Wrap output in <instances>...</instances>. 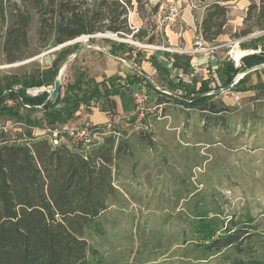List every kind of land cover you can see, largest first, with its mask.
I'll use <instances>...</instances> for the list:
<instances>
[{"label": "rangeland", "instance_id": "1", "mask_svg": "<svg viewBox=\"0 0 264 264\" xmlns=\"http://www.w3.org/2000/svg\"><path fill=\"white\" fill-rule=\"evenodd\" d=\"M173 3L182 10L184 3L180 0H161L160 8ZM236 3L230 2L225 34L218 39V44L223 45L216 53L218 68L226 64L238 66L243 56L264 48V31L236 35L243 29L246 15L245 10L236 8ZM196 4L199 7L194 9L195 22L204 15V6L200 2ZM162 17L159 11L146 19L140 17V29L156 35L153 44L104 33L82 36L62 47L41 48L37 37L38 16L34 15L28 48L24 57L15 62L8 61L3 50L7 25L0 21V86L14 75L38 77L56 61L61 68L67 63L61 72L59 98L90 97L94 82L106 79L119 66L124 70H129V65L152 68L153 60L163 61L165 56L160 52L166 51L151 45L168 47L165 29L176 30L180 21L178 18L171 25ZM258 36L263 37L254 41ZM115 43L125 44L120 51L119 66L108 53ZM64 49L68 52L60 56ZM238 51L244 52L239 60L236 59ZM212 67V64H201L198 72L190 70L185 75L187 83L198 89L203 78H210L212 88L222 85L219 71L216 72L219 82H216ZM130 76L131 82L134 75ZM151 80L161 90L177 89L169 83L164 71H157ZM54 85L51 82L29 88L27 92L35 96L47 91L50 95ZM162 95H157V102H146V109H152L146 113L150 114L153 125L140 135L133 132V126L118 123L114 117L104 125L90 120L94 108L111 109V116H115V108L111 107L115 95L106 99L93 97L92 109L82 103L75 119L62 125H79L89 119L105 133L100 141L106 134H112L120 142L128 141L130 146V153L118 155L114 164L119 189L113 204L100 217L105 232L102 235L88 232L89 242L99 250L98 264H206L199 263L206 261L198 260L202 256L197 251L186 252L182 241L184 234L190 236L192 221L201 213L209 216L217 213L227 224L229 220L243 222L248 216L253 217L257 232L253 246L264 254V68L247 73L229 91L214 94L210 102L216 109H225L221 113L187 108L171 95ZM181 96L190 99L194 94L183 89ZM158 102L169 103L161 113H167L169 118L160 121L157 118L161 115L153 116L157 112L154 103ZM6 103L30 120L31 125L3 115L0 134L10 142H24L29 134L41 136L39 133L47 125L42 110L29 111L17 100L8 99ZM208 260L209 264H217L215 257Z\"/></svg>", "mask_w": 264, "mask_h": 264}, {"label": "trees", "instance_id": "2", "mask_svg": "<svg viewBox=\"0 0 264 264\" xmlns=\"http://www.w3.org/2000/svg\"><path fill=\"white\" fill-rule=\"evenodd\" d=\"M193 1L205 7L201 35L206 42L218 43L219 37L225 34L230 2L240 0ZM248 1L244 27L236 34L238 37L264 31V0ZM160 6L161 0H0V21L7 25L3 50L10 62L24 57L34 15L38 16L37 37L41 48L104 33L153 44L156 35L142 29L134 32L129 16L137 10L146 19L156 15ZM123 47L124 43H115L109 51L113 56L122 57ZM66 52L64 49L60 56ZM173 58L176 67L190 69V56L173 54ZM154 64L159 70L167 71L159 61ZM260 64H264V48L243 56L239 66L219 67L223 81L220 86L210 87L209 80H204L198 89L182 80L170 82L175 88L194 94L190 99L171 97L187 108L221 113L225 109H216L211 104L214 94L210 92L227 87L239 73ZM60 68L55 61L38 77L12 76L0 86V116L31 125L30 120L6 103L8 99L17 100L29 111L42 110L44 122L50 127H60L75 119L82 103L92 109L93 97L106 99L116 95L122 86V76H111L94 82L90 97H58L56 102L48 103L47 91L35 96L27 92L29 88L55 82ZM111 107L116 108L115 101ZM121 153H130L129 143L118 141L112 134H106L88 151L67 144L54 146L42 136L29 134L24 142H10L0 134V264H98L99 250L89 242L88 232L97 235L105 232L100 217L118 193L114 164ZM254 221L248 216L243 222L229 220L227 224L217 213L196 215L192 233L184 234V250L197 251L202 256L198 260L206 261L199 263L209 264L208 259L215 257L217 264H264V254L253 246L257 242ZM96 257L98 260H94Z\"/></svg>", "mask_w": 264, "mask_h": 264}, {"label": "crops", "instance_id": "3", "mask_svg": "<svg viewBox=\"0 0 264 264\" xmlns=\"http://www.w3.org/2000/svg\"><path fill=\"white\" fill-rule=\"evenodd\" d=\"M184 3V6L182 7V10L179 13V21L178 27L176 30L172 29L171 27H168L165 29L166 33V41L167 46L171 48L172 50L166 51V52H160V54H163L165 57H163V61H159L161 65H164L167 71H164L166 73V77L168 78L169 83L175 82L179 83L180 80H182L184 83L188 84L185 78V75L188 74L190 70H193V72H198L201 66V64H212L214 67H212L213 71V77L216 82H219L217 73L218 72V62L217 59L215 61H207L206 59L200 57V56H194L187 51L191 50L193 48L194 40L195 38L201 34V23L203 21V18L205 16V7L203 9L204 15L200 20H196L195 22V16H194V9L198 8L199 6L193 1V0H180ZM250 2L248 0H240L235 5L236 8H240L242 10L247 11V8L249 6ZM130 22L131 25L137 28H140V24L142 23V19L139 16V13L137 10H134L130 13ZM161 50V49H158ZM184 50V51H182ZM164 51V50H163ZM173 54L178 55H187L191 57L190 60V69L188 71H184L182 68L176 67L174 63ZM113 61L117 66H119L118 61L120 60L119 57L113 56ZM161 56V55H160ZM241 58V57H240ZM153 60L152 62V68H136L135 66L129 65L127 66L129 70H124L121 66L117 68V71H114L112 73L107 74V78L111 76H122L123 80L121 81V88L119 89L118 93L115 95V116H111L109 111L100 110L97 108L93 109V112L90 113V120L93 121L95 124H106L109 121H112V118L116 119L117 116H127L128 118H131V126H133L136 135H140L142 133L141 131L148 130L153 124L151 121V116L149 113H146L145 116L141 122L138 121V97H141L144 99V105L146 106V102L148 101H154L157 102L158 97H161L162 94L169 95L163 92L160 87L153 86V81L151 80V76L155 74L159 69L154 64ZM241 64V63H240ZM239 66V65H238ZM161 72V70H160ZM130 74H133L131 82L129 81V78L131 77ZM106 78V79H107ZM210 78H203L202 82L204 80H209ZM104 79L98 81L101 82ZM210 81V80H209ZM201 82V84H202ZM211 82V81H210ZM201 86V85H200ZM199 86V87H200ZM210 87H212V84L210 83ZM177 89L174 90V92H171V96H181L183 95V89L181 87H176ZM165 91V90H164ZM161 92V93H160ZM170 92V91H167ZM138 95V96H137ZM169 103L166 102H158L157 104L154 103V108L157 109V112L153 114V116H159L157 119L162 121L163 119H167L170 117V115H167L165 113L162 115L163 107L166 106ZM151 105V104H150ZM149 105V106H150ZM94 107V106H93ZM153 108V107H152ZM147 111H152V109H146ZM124 125V123L119 122ZM178 128V127H177ZM140 130V132H138ZM119 189V187L117 186Z\"/></svg>", "mask_w": 264, "mask_h": 264}, {"label": "built area", "instance_id": "4", "mask_svg": "<svg viewBox=\"0 0 264 264\" xmlns=\"http://www.w3.org/2000/svg\"><path fill=\"white\" fill-rule=\"evenodd\" d=\"M180 13V7L176 3L170 4L168 6H162L159 10V15L163 17L161 18L163 21L168 22L171 25H174L178 21ZM130 21V18H129ZM131 24V22H130ZM134 32H138L140 28L134 27L131 25ZM116 35V34H115ZM155 49H161L164 51L172 50L169 47L165 46H153ZM223 45L218 43H209L206 42L203 36L200 34L198 35L193 44V48L188 53L194 56H200L207 61H215L217 59L216 53ZM184 51V50H182ZM237 59V58H236ZM240 59V58H239ZM238 59V60H239ZM37 92V91H36ZM164 93L172 95L171 92L164 91ZM138 96V95H137ZM239 99L238 96H236ZM137 109H138V121L141 122L142 119L146 115V107L144 105V99L138 97L137 101ZM116 121L124 123L126 126H131V118L127 116H117ZM111 124H109L110 126ZM101 132L93 123L86 119L79 125H64L61 127H48L47 125L44 126L42 132L39 133L42 137L48 139L54 146L60 144H67L71 148H75L80 151H88L91 147L97 146L101 141V136L105 133Z\"/></svg>", "mask_w": 264, "mask_h": 264}, {"label": "water", "instance_id": "5", "mask_svg": "<svg viewBox=\"0 0 264 264\" xmlns=\"http://www.w3.org/2000/svg\"><path fill=\"white\" fill-rule=\"evenodd\" d=\"M88 36L91 37V36H93V35H88ZM68 43H69V42H68ZM68 43H66V44H64V45H67ZM64 45H61V46H59V47H62V46H64ZM108 53H110V52L108 51ZM110 54H111V53H110ZM66 64H67V63H65V64L62 66V68H61V70H60V73H59V75L57 76V78H56V80H55V85H54L55 87H54L53 91L50 93L48 99L46 100V103H48V102H56V101H57V99H58V97H59V94H60V91H61V85H62V81H61V72H62V70L65 68ZM259 68H264V64H260V65L254 66V67H252V68H250V69H248V70H246V71H244V72H242V73H239V74L234 78V80H233V81H232L227 87L220 88V90L215 91L214 94H218V93H220V92H222V91H229V90H230L232 87H234V86L240 81V79L243 78L247 73H249V72H251V71H254V70H257V69H259ZM212 93H213V92H212Z\"/></svg>", "mask_w": 264, "mask_h": 264}, {"label": "bare ground", "instance_id": "6", "mask_svg": "<svg viewBox=\"0 0 264 264\" xmlns=\"http://www.w3.org/2000/svg\"><path fill=\"white\" fill-rule=\"evenodd\" d=\"M242 55H244V52H237L236 58L239 59Z\"/></svg>", "mask_w": 264, "mask_h": 264}]
</instances>
